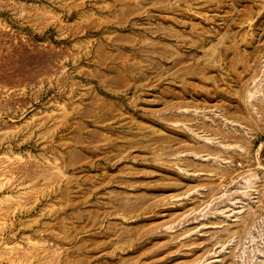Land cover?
Listing matches in <instances>:
<instances>
[{
	"label": "rangeland",
	"instance_id": "obj_1",
	"mask_svg": "<svg viewBox=\"0 0 264 264\" xmlns=\"http://www.w3.org/2000/svg\"><path fill=\"white\" fill-rule=\"evenodd\" d=\"M0 264H264V0H0Z\"/></svg>",
	"mask_w": 264,
	"mask_h": 264
}]
</instances>
